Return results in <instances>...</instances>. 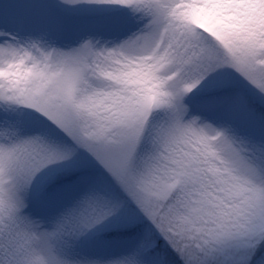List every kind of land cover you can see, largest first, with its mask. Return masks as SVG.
Masks as SVG:
<instances>
[{
	"label": "snow or ice",
	"instance_id": "obj_1",
	"mask_svg": "<svg viewBox=\"0 0 264 264\" xmlns=\"http://www.w3.org/2000/svg\"><path fill=\"white\" fill-rule=\"evenodd\" d=\"M0 264H264V0H0Z\"/></svg>",
	"mask_w": 264,
	"mask_h": 264
}]
</instances>
